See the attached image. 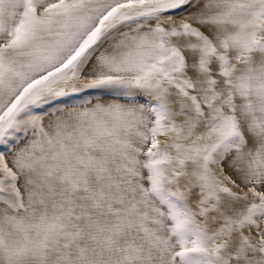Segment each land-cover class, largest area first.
I'll return each mask as SVG.
<instances>
[{
	"label": "snow or ice",
	"instance_id": "1",
	"mask_svg": "<svg viewBox=\"0 0 264 264\" xmlns=\"http://www.w3.org/2000/svg\"><path fill=\"white\" fill-rule=\"evenodd\" d=\"M0 264H264V0H0Z\"/></svg>",
	"mask_w": 264,
	"mask_h": 264
}]
</instances>
